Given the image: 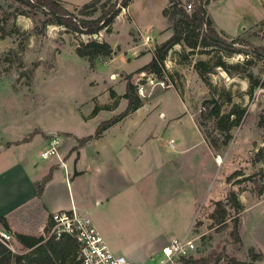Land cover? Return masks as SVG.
Listing matches in <instances>:
<instances>
[{
	"label": "rangeland",
	"instance_id": "rangeland-1",
	"mask_svg": "<svg viewBox=\"0 0 264 264\" xmlns=\"http://www.w3.org/2000/svg\"><path fill=\"white\" fill-rule=\"evenodd\" d=\"M59 1L68 12L80 16L78 9L90 0ZM166 2L130 0L107 31L85 35L55 24H47L37 33L41 13L14 0H0V121L16 126L18 134L27 131L24 138L43 127L87 132L125 109L123 94L130 81L129 97L136 95L140 100L131 119H141V132L150 131L151 143L158 147L167 137L175 145L190 147L173 163L178 174L169 190L167 185L155 197L153 189L143 190L146 203L153 198L158 203L157 217L170 236L167 241L186 232L195 247L192 259L208 256V264H227L230 259L264 264V87L256 86L247 93L251 79L246 76L250 73L252 78L264 79V55L251 52L255 49L264 54L258 49L262 47L258 44L264 45L260 38L263 23L250 27L264 17V0L210 1L207 12L212 19L218 25H231L246 43L233 44L241 51L228 55L216 47H197L188 55L185 47L175 45L163 61L167 75L160 86L154 75L133 71L148 62L141 56H151L154 46L166 38L169 27L161 15ZM89 39L106 41L112 53L95 57L90 65L74 53L78 42ZM217 59L237 66L230 74L211 66L199 78L193 63L210 60L211 65ZM211 98L219 104V114L242 109L238 122L219 129L215 117L201 118L202 101ZM232 117L234 114L229 119ZM229 119L222 118L221 125L227 126ZM233 172L242 175L226 182ZM229 193L242 205L239 214L228 212L238 221V242L229 236L230 218L223 225L209 218L213 203L223 201ZM8 244L14 253L28 252L16 247L12 239Z\"/></svg>",
	"mask_w": 264,
	"mask_h": 264
},
{
	"label": "crops",
	"instance_id": "crops-1",
	"mask_svg": "<svg viewBox=\"0 0 264 264\" xmlns=\"http://www.w3.org/2000/svg\"><path fill=\"white\" fill-rule=\"evenodd\" d=\"M208 16L220 35L228 38L238 35L231 25H218ZM258 21H262L264 31V17L250 27ZM169 34L167 30L164 36L167 38ZM260 38L264 40V36ZM258 45L264 48L262 42ZM141 57L146 62L150 53ZM139 107L97 137H93L94 125L90 131L77 134L43 127L24 138L27 131L18 134L16 126L0 121V217L4 218L16 247L21 249L13 239L14 234L38 237L50 215L72 209L91 221L113 253L138 263L160 258V249L170 236L164 233L157 217L156 199L146 203L143 190L153 189L154 197L167 185L169 190L173 176L178 174L173 163L190 147L173 142V147L168 148L165 141L172 137L163 138L160 147L151 143L152 133L141 132V119H131ZM89 119H82V123ZM49 134L59 139L58 158L41 159L39 153ZM88 135L90 139L77 145V139ZM49 171L50 178L36 197L34 183Z\"/></svg>",
	"mask_w": 264,
	"mask_h": 264
},
{
	"label": "trees",
	"instance_id": "trees-1",
	"mask_svg": "<svg viewBox=\"0 0 264 264\" xmlns=\"http://www.w3.org/2000/svg\"><path fill=\"white\" fill-rule=\"evenodd\" d=\"M22 4L27 9L38 11L41 17L37 19L36 31L42 33L47 24H55L62 26L77 34L92 35L96 34L99 30H108L109 25L112 23L115 16L122 8H125L130 0H90L83 3L78 9V15H73L68 12L59 0H14ZM209 0H191V8L187 12L183 8L180 0H167L165 6L161 9V15L168 23L170 34L162 42L156 44L151 51V56L148 62L137 68L133 73H148L156 77L157 80L162 81L166 77L163 61L171 48L174 45H182L187 49V54H191L197 47H216L226 51V54L240 52L241 50L233 47V44H245L246 40L239 36L230 38L226 41V37H222L213 28L212 22L205 10ZM98 10L97 14L93 13ZM20 13H26L21 11ZM259 50L264 48H258ZM208 51V50H207ZM252 53L263 56V52H257L255 49L251 50ZM74 53L78 57L85 58L91 65V61L97 56H108L112 53L110 45L106 41H97L89 39L85 42H78L74 48ZM210 60H196L193 63V68L199 78L203 79L206 74L211 70V66H218L227 74L234 71L235 67L226 65L224 61L217 59L213 64H209ZM128 74V76H130ZM249 83L247 93L257 87H264V79L259 80L252 78L251 74L247 75ZM130 81L125 83V91L123 97L127 99V106L125 109L116 116L103 120L98 123L93 131V137L99 136L104 129L109 125L120 120L128 112L140 106V100L135 95L133 98L129 97ZM203 111L200 112V117L203 119H210L215 117L216 127L219 129H229L230 126L235 125L242 113V109L238 111L230 110L226 113L219 114V104L211 99H204ZM211 105V108L209 106ZM207 108V110L205 109ZM96 107L91 110V114L96 113ZM234 114V117L229 119V116ZM227 118V126L221 125V119ZM91 138V135L77 139V145ZM75 147L72 148V150ZM240 172H233L225 178L229 181L233 178L239 177ZM50 178V171L39 181L34 183L36 197L42 190L44 184ZM213 211L210 214V219L217 225H223L225 220L231 221V231L229 236L233 241L238 242L237 228L238 221L234 217H229V210L234 214H239L242 211V205L237 201L233 193H229L223 201H215L213 203ZM51 227L50 216L43 228L42 235L38 237H28L19 234H14L13 239L21 246L22 250H28L27 253H14L5 245L0 243V264H79L77 260L78 243L76 240L66 234H59V236H48ZM0 228L8 232L7 224L3 217H0ZM258 256L257 258H259ZM209 257H200L196 259L183 260V264H208ZM227 264H242L238 261L230 259Z\"/></svg>",
	"mask_w": 264,
	"mask_h": 264
},
{
	"label": "built area",
	"instance_id": "built-area-1",
	"mask_svg": "<svg viewBox=\"0 0 264 264\" xmlns=\"http://www.w3.org/2000/svg\"><path fill=\"white\" fill-rule=\"evenodd\" d=\"M185 11L191 8L190 0L182 2ZM163 86V82H157ZM45 147L40 151L39 158L47 159L57 157V145L59 139L55 134H49ZM173 139H166L165 143L168 148L173 147ZM51 227L48 236H59L66 234L73 237L78 243L77 260L79 264H183V260L193 258L195 247L191 240L187 239L188 235L182 238H172L160 249V258L154 262L138 263L126 259L109 250L102 237L93 226L91 221L83 216L78 215L74 210L59 211L50 215ZM11 236L0 230V243L5 245L11 251L9 246Z\"/></svg>",
	"mask_w": 264,
	"mask_h": 264
}]
</instances>
